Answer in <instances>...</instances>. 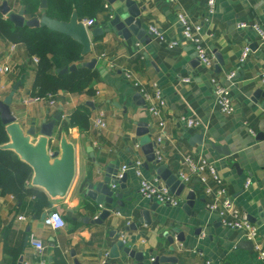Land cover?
<instances>
[{"label":"crops","instance_id":"0c3cea01","mask_svg":"<svg viewBox=\"0 0 264 264\" xmlns=\"http://www.w3.org/2000/svg\"><path fill=\"white\" fill-rule=\"evenodd\" d=\"M4 1L12 12L18 13L22 8L21 0H0V6ZM136 2L146 30L142 40L135 36L123 39L114 30L99 38L92 36L95 28L109 26L112 12L122 8L118 1L110 5L103 0L104 9L97 13L95 26L87 28L91 53L84 56V62L96 59L94 69L98 71L92 96L61 91L53 98V104L45 100L26 102L32 95L36 78V57L29 56L25 45L0 39V66L12 69L9 74H0V99L4 100L19 83L11 105L17 121L28 130L61 114L52 139L54 148L58 150L63 140L75 151V177L66 196L52 198L33 183L34 172L27 182L28 189L43 191L48 197L50 205L41 215H35L33 196L19 202L13 195H3L0 189V264H19L20 259L22 264L42 261L46 264H75V261L103 264L113 246L122 240V234L127 246L141 248L148 259L154 258L153 253H156L178 258L177 264L208 261L264 264L253 249L244 246L243 242L248 240L241 232L222 226L218 216L206 209L211 197L206 193L207 186L197 178L191 186H186L180 197L175 195L179 206L158 205L153 211L154 203L139 195L140 179L134 171V164L141 161L143 177L165 185L156 174L159 165L148 163L139 145L138 124H147L154 142L162 139L161 144L154 147V151L157 148L161 153L160 164L173 174L185 171V156L203 158L215 165L228 197L259 227L258 242L264 247V97H254L258 90L264 91V47L253 29L238 27L240 23H247L264 28V0H218L216 13L208 22L204 21L207 0ZM179 14L201 26L200 37L214 59L213 66H204L194 59V48L183 39ZM25 18L35 19L29 15ZM150 27L157 28L165 41L157 39ZM171 42L178 45L171 47ZM246 46L251 48V53L241 62ZM216 52L222 58V66L215 57ZM126 73H130L132 79L128 80ZM230 74H234L232 80L228 79ZM214 77L231 90L235 105L232 116L221 114L216 105L211 83ZM137 84L149 95H153L156 86L160 88L166 102L160 117L148 112L150 103L143 100ZM138 94L140 99H135ZM81 106L91 111L90 127L86 131L70 123L72 113ZM101 115L105 128L95 126V120ZM183 118L194 119L199 126L189 128L182 123ZM161 122L165 123L163 128ZM208 142L218 148L214 149ZM226 151L230 152L228 156ZM14 157L19 159L16 153ZM111 164L120 169L130 166L126 172V188H115L123 195L125 206L102 224H96L94 221L102 208L94 206L86 190L97 181L95 178L103 177ZM247 181L250 185L246 188ZM208 187L217 190L213 182ZM190 190L196 193V200L188 215L184 205ZM107 208L114 209L116 204ZM51 211L62 214L65 228L55 230L45 225L43 215ZM145 211L149 212V225L140 223ZM20 217L25 219L20 220ZM172 226L179 227L184 235L182 244L174 243L175 252L169 251L165 238ZM31 237L44 244L43 254L32 245ZM120 260H113L111 264H121ZM127 261V264L133 262Z\"/></svg>","mask_w":264,"mask_h":264},{"label":"water","instance_id":"95a60500","mask_svg":"<svg viewBox=\"0 0 264 264\" xmlns=\"http://www.w3.org/2000/svg\"><path fill=\"white\" fill-rule=\"evenodd\" d=\"M110 5H114L117 1L122 4L119 12L113 11V16L109 21L108 27H98L92 31L94 38H99L105 33H110L112 30L123 39L132 38L135 36L138 40H142L146 35V30L142 27L140 20L141 11L138 7L136 0H106ZM41 17L35 19H26L24 9L18 13L12 12L11 7L7 1H4L0 6V14L7 17L15 28L27 26L29 28H48L52 31L66 35L74 41L82 45L83 56L91 53V39L88 29L85 27L76 13H73L69 22H61L53 19L46 14L47 0H41ZM151 34V33H150ZM216 59L222 66L223 61L219 54L216 52ZM194 59L199 63L197 54L195 53ZM97 65V60L93 59L90 62H85L84 66L89 69H94ZM76 66L58 70L59 73H68L75 71ZM20 84L17 83L13 90L4 99H0V118L6 127V132L9 136V143L4 145V149L13 151L19 156V159L27 163L34 172L33 183L36 186L42 187L52 198L64 197L67 195L69 188L75 177V151L72 145L65 141H61L59 149L55 150L53 144L54 130L57 122L61 119V114L54 116L53 120H43L39 127L31 126L25 130L23 126L13 116L11 105L15 92L19 89ZM264 97V91L258 90L254 97L259 99ZM135 99H140V95ZM141 102H143L141 100ZM87 105L93 106L92 103ZM137 137L140 138L139 145L146 155L148 163L159 165L156 169V174L160 180L170 189V191L180 197L186 189V185L181 182L178 175L173 174L164 164H160L155 160L154 147L156 142L149 134L147 124H138ZM216 149L218 148L211 142H208ZM230 152L226 151L225 155L228 156ZM121 169L113 164L106 168L103 177L95 178L97 181L89 184L86 195L91 202L94 203L96 208H102L98 218L94 223L102 224L104 220L109 218L113 213L120 212V209L125 206L122 202L123 195L115 191V188L124 190L126 188L127 173L124 174L122 180H117V175ZM199 181V180H198ZM117 199V201H115ZM196 193L190 190L186 196V203L184 205L185 212L191 214V209L195 205ZM116 204V208L108 209L107 207ZM159 204L154 203L151 210H155ZM46 214L43 215L45 217ZM253 221V220H252ZM141 224L149 225V212H143ZM134 230L136 226H131ZM112 233H115L114 231ZM118 237V235H117ZM165 238L169 244V251L175 252L176 248L174 243L182 244L184 242V235L179 227L172 226L168 232L165 233ZM248 250L253 249L252 242H243ZM123 254V255H121ZM154 261L148 259L146 253L141 248H130L123 240L118 241L110 251L109 256L103 264H111L113 260L121 259V264H127V260H133L132 264H177L178 258L174 256H157L153 253ZM22 264V259L20 263ZM75 264H79L75 261Z\"/></svg>","mask_w":264,"mask_h":264},{"label":"trees","instance_id":"16d2710c","mask_svg":"<svg viewBox=\"0 0 264 264\" xmlns=\"http://www.w3.org/2000/svg\"><path fill=\"white\" fill-rule=\"evenodd\" d=\"M25 15L32 18L41 17V0H21ZM104 9L103 0H47V16L61 22H69L73 13L83 21L95 19L97 13ZM0 39L25 45L29 56L38 58L36 78L32 98L49 101L61 91L69 94L94 95L93 82L98 71L84 66L83 47L72 38L44 28H15L13 24L0 15ZM76 66L68 73L58 70ZM91 111L85 106L77 108L70 117L73 127L86 131L90 127ZM10 141L6 127L0 118V189L3 195H13L19 202L28 196L36 200L34 211L39 216L49 207L47 195L40 190L26 187L33 176L32 168L14 157L11 150L3 146Z\"/></svg>","mask_w":264,"mask_h":264},{"label":"built area","instance_id":"2783aa9c","mask_svg":"<svg viewBox=\"0 0 264 264\" xmlns=\"http://www.w3.org/2000/svg\"><path fill=\"white\" fill-rule=\"evenodd\" d=\"M170 3H173L174 0H167ZM218 0H207V11L204 21L208 22L216 13ZM179 24L182 28L183 39L192 45L197 54L198 60L201 64L207 67L213 66V57L207 52L204 42L200 37L201 26L194 25L190 22L187 16L183 14L178 15ZM86 28L95 26L96 22L94 19H89L83 21ZM241 29L251 28L253 29L258 36V41L261 46L264 47V28L257 24H247L240 23L238 25ZM151 33L156 36L157 39L165 41L163 34L155 27H150ZM178 43L171 42L170 46H177ZM15 47V46H14ZM251 53V48L246 46L244 48L241 62H245L247 57ZM34 61L38 63V58H34ZM12 72V69L9 66H0V74L6 75ZM125 77L130 80L132 76L130 73H126ZM234 74L228 76L229 80H232ZM188 80H186L187 82ZM264 83V77L262 78ZM211 83L214 87L215 101L216 105L221 112V114L226 116H232L235 113V105L232 97L230 88L219 83L218 80L214 77L211 80ZM136 87L139 89V92L145 102L150 103L148 107V112L154 116L160 117L161 111L166 106V102L163 98V94L158 86H156L153 95H149L142 89L140 84H137ZM49 102L53 104V97L50 96ZM42 99L28 97L26 102L39 101ZM48 101V100H47ZM182 123L189 128H196L199 126V122L194 119L183 118ZM95 126L97 128H105L106 123L104 122L103 116L95 120ZM165 126L164 122L160 123V127ZM161 138H158L156 144H161ZM155 160L159 163L162 162L161 153L157 150L154 151ZM183 165L185 171L178 173V178L184 183L187 187L191 186L193 179L197 178L200 183L204 186H207L206 193L211 197V200L207 202L206 209L216 214L221 222V225L234 230L241 232L244 235V238L253 243V251L257 256V259L264 263V247L258 242L260 238L259 227L252 223L249 219V216L240 210L234 202L228 197L227 190L225 188L224 182L220 177L215 165L208 162L203 158H193L192 156H185ZM130 166H123L121 171L117 175V180H122L124 174L130 169ZM143 164L141 161H137L134 164V171L137 177H139V195L152 203H157L159 205L176 207L180 205L179 199L170 191V189L160 183L159 180H148L143 177L142 173ZM213 182L217 186V190L213 191L208 185ZM250 185V182L247 181L246 188ZM20 220H24V217H20ZM44 223L46 226L54 228L55 230L63 229L66 226V222L62 214L58 211H51L44 218ZM121 239L126 242V237L124 234L121 235ZM32 245L35 249L43 254L45 251L44 244L31 237L30 239ZM107 257V256H106ZM154 261V258L150 260ZM40 264H46L45 261L40 262ZM205 264H213L212 262H206Z\"/></svg>","mask_w":264,"mask_h":264}]
</instances>
